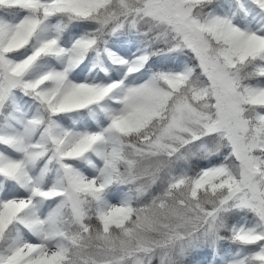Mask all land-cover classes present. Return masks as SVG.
<instances>
[{
	"label": "snow or ice",
	"instance_id": "1",
	"mask_svg": "<svg viewBox=\"0 0 264 264\" xmlns=\"http://www.w3.org/2000/svg\"><path fill=\"white\" fill-rule=\"evenodd\" d=\"M0 264H264V0H0Z\"/></svg>",
	"mask_w": 264,
	"mask_h": 264
}]
</instances>
